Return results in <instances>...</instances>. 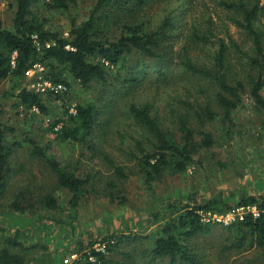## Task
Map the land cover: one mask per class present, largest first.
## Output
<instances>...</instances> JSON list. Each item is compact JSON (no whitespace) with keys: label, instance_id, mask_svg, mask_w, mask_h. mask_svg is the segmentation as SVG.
<instances>
[{"label":"rangeland","instance_id":"1","mask_svg":"<svg viewBox=\"0 0 264 264\" xmlns=\"http://www.w3.org/2000/svg\"><path fill=\"white\" fill-rule=\"evenodd\" d=\"M97 1L77 0L70 13L45 10L41 4L40 14L48 18L51 28L67 36L71 19L75 17L77 23L87 19ZM260 3L264 6V0H260ZM113 8L117 7L114 5ZM15 10V0H0V17L8 29L13 28ZM170 12L174 18V27L168 30L169 37L163 42L161 51L169 56L168 59L160 62L147 55L134 53L124 64L110 68L105 83L95 82L88 88L66 74L71 84L60 97L56 98L55 94L48 92H38L48 107L46 114L37 107L27 109L18 105L16 93L19 91V82L16 78H7L0 85L1 117L7 126L8 142L18 141L22 144L13 152L6 197L0 205V211L20 214L21 211L10 208V202L18 196H25V206L37 200L39 195L52 193L58 196L62 211L59 210L54 215L63 218L66 227L58 225L53 227V231L44 228L28 231L27 234L30 236L28 246L42 241L41 244L49 245V251L57 249L61 253V264L65 258L76 253L77 244L68 240L66 234L72 231L76 235L82 230L95 236L113 233L117 236L146 237L135 242L125 241L119 250L110 253L109 256L116 261L114 264H169L168 260L152 263L143 252L150 249L159 236L165 218H168L170 209L167 204L171 200L181 199L191 193L209 195L219 190H225L227 194L228 191H234V198L240 197L245 190L251 194L264 191V111L257 109L250 94L245 92L243 104L233 112V123L224 120L223 109L216 99L218 85L185 73L181 65L185 49L189 48V54L196 61L211 66V54L217 49L221 39L231 47L233 53L230 58L234 65L239 53L235 51L233 41L246 47V50L253 42L244 30L232 22L233 12L223 8L221 0H156L139 19L146 21L150 29L156 30ZM195 23L199 26V31L213 27L212 42L207 46H198L192 39ZM261 23L264 25V16L261 17ZM196 47L199 49H195ZM39 64L34 76L26 77L20 86L37 92L32 84L40 76L47 79L48 71L44 64ZM233 67L239 71V75H244L243 67L239 64ZM162 71L166 72L165 76L161 75ZM134 101L140 104L148 102L152 111L154 103V108L159 109L163 121L177 135V117L189 115L197 140L203 137L204 131L210 132L214 137L213 146L208 149L201 147L195 154V163L186 172L176 174L170 170L165 171L152 188H148L139 173L135 157L138 154L136 139H146L130 113V105ZM91 102L96 104L99 113L90 143L63 141L50 130V126L57 120L61 122L55 126V130L68 121L66 109L69 108V113H75L78 105ZM207 106L216 112L214 119L199 118L196 115V112H201ZM33 142L45 147L48 154L63 165L80 167L79 171L83 176L101 171L104 180L110 177L114 168L109 159L123 166L127 173L133 170L135 174L129 173L127 178L118 180L120 193L119 198L114 200H111L109 190L103 189L101 182H96V191L90 187V192L85 195L76 212H71L68 192L59 187L45 161L30 156ZM92 143L96 149L91 148ZM35 206L40 209L39 203ZM37 208L30 211V215L37 212L34 215L38 216L40 210ZM26 210L21 213L29 215ZM231 212L229 218H215L216 225L211 233L199 235L192 241L203 248L210 264H264L262 247L248 250L222 248L224 237L221 234L227 232L225 226L231 221H240V215L243 214L238 206ZM158 214L160 215L155 217ZM96 246L104 248L105 244L98 243ZM67 247L73 252L66 253ZM43 251L41 247H36L30 257H39Z\"/></svg>","mask_w":264,"mask_h":264},{"label":"trees","instance_id":"2","mask_svg":"<svg viewBox=\"0 0 264 264\" xmlns=\"http://www.w3.org/2000/svg\"><path fill=\"white\" fill-rule=\"evenodd\" d=\"M154 1L156 0H98L87 19L80 23H77L75 17L71 19L70 31L65 36L61 31L49 26L48 18L40 14L39 5L42 4L45 10L70 13L77 0H15L13 28H6L0 17V85L7 78H16L19 82L17 85L19 91L16 93L18 105H23L27 109L37 107L46 114L48 107L41 94L20 86L27 77L26 71L36 63H42L47 67L46 78L55 83H63L69 87L71 83L66 74H70L75 81L88 88L95 82L105 83L110 68L124 64L134 53L147 55L160 62L168 59L169 56L161 51L163 42L169 37L168 30L174 27L171 12L156 30L150 29L146 21L139 19ZM114 5L116 9L113 8ZM221 5L233 12L232 22L244 30L253 42L246 50V47H241L233 41V47L239 53L238 61L234 65L239 64L243 67L244 75L241 73L239 75V71L233 67L230 58L233 51L224 39L220 40L219 46L211 54L213 59L211 66L196 61L189 54V48L185 49L181 65L185 73L218 85L216 99L223 109L224 120L233 123V112L243 104L245 92L250 94L256 108L264 111V25L261 23L264 6L260 0L255 2L221 0ZM209 23H212V20H209ZM213 35L212 26L199 31V26L195 23L192 39L198 46L210 44ZM161 75L165 76L166 72L162 71ZM60 96L61 94H56V98ZM66 113L68 121L55 130V126L61 122L57 120L50 126V130L63 141L90 143L94 137L99 113L96 104L91 102L78 105L75 113H69V108L66 109ZM130 113L141 127V132L145 134L146 141L136 139L138 154L136 153L135 157L139 173L148 188H152L165 171L170 170L176 174L186 172L195 163L197 151L201 147L208 149L214 144L212 133L206 131L202 133L203 137L197 140L195 130L189 122V115L177 117L179 131L177 135V132L175 134L163 121L164 118L159 109L154 108V103L152 111V106L148 102L140 104L134 101L130 105ZM196 115L199 118L214 119L216 112L207 106L201 112H196ZM1 116L2 109H0V205L6 197L14 149L22 146L18 141L8 142L7 126ZM91 148L96 149L93 143ZM29 153L31 157L45 161L56 177L59 187L68 192V206L71 212H76L85 195L90 192V187L96 191V182L99 184L101 182L102 188L109 190V196L114 200L119 198L118 180L127 178L129 173L135 174L133 170L127 173L123 166L109 159L114 168L110 177L104 180L101 171L83 176L79 171L80 167L63 165L49 155L45 147L35 142ZM98 176L100 177L97 179ZM235 195L234 191H228L227 194L225 190H219L209 195L191 193L181 199L171 200L167 204V208L170 209L168 218H165L159 236L150 249L143 252L146 258L152 263L168 260L169 264H210L203 248H199L192 240L199 235L212 232L216 225V221L211 218L214 214L226 213L242 205H257L260 215L255 217L249 212L242 220L225 226L227 232L221 234L224 237L222 248L224 250L264 248V191L251 194L245 190L240 197L234 198ZM24 200H26L24 195L18 196L10 202V208L21 212L27 209L29 215L8 210L0 211V264H61L59 260L61 253L57 249L49 251V245L41 244L42 241L28 246L30 236L27 234L28 231L44 228L53 231L58 225L66 227L63 218L54 215L57 211H62L60 198L47 193L39 195L37 200L28 203L27 206L24 205ZM38 203L40 209L35 206ZM36 208L40 210L38 216L34 215L37 212L30 215V211ZM206 217L209 220H205ZM86 232L89 231L82 230L76 235L69 231L66 234L68 240L77 244L75 252L79 257L74 264H114L116 261L109 256L110 253L119 250L125 241L135 242L140 238H146L141 235L117 236L113 233L95 236ZM98 243L105 244L103 250L96 248ZM36 247H41L43 253L36 258L30 257V253ZM69 252L73 250L67 247L66 253ZM91 257L95 260H91Z\"/></svg>","mask_w":264,"mask_h":264},{"label":"built area","instance_id":"3","mask_svg":"<svg viewBox=\"0 0 264 264\" xmlns=\"http://www.w3.org/2000/svg\"><path fill=\"white\" fill-rule=\"evenodd\" d=\"M34 37L37 38V35H35ZM38 67H40V64L36 63L31 69L26 71V76L27 77L34 76V74L36 73V70H37ZM36 81L32 84V87L36 88L37 92H42V93L48 92V93H52V94L56 95V94H61L63 92H66V90L68 89V87L65 84H63V83H55V82H53L50 79H43L41 76ZM238 210L239 211H243V214L240 215L241 220L249 212H252L255 217H258L260 215V210L257 208V205H242V206H238ZM231 211L232 210H230V211H228L226 213H222V214H217L216 213L211 218L213 220H216V219L222 220L223 218H229L231 216V214H232ZM205 220H209V218L206 217ZM231 220L232 219H230V221ZM231 223H233V222L231 221ZM96 248L99 249V250L100 249L103 250V248H99L97 246H96ZM78 257H79V255L77 253H74L70 257L65 258L63 260L62 264H74V261ZM91 260H95V258L91 257Z\"/></svg>","mask_w":264,"mask_h":264}]
</instances>
